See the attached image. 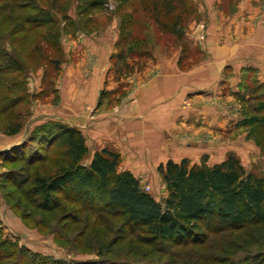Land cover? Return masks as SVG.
Wrapping results in <instances>:
<instances>
[{"label":"trees","instance_id":"trees-1","mask_svg":"<svg viewBox=\"0 0 264 264\" xmlns=\"http://www.w3.org/2000/svg\"><path fill=\"white\" fill-rule=\"evenodd\" d=\"M134 1L117 0L116 4V11L132 6L130 12L119 16V35L115 43L117 50L112 56L117 77L126 72L131 73L134 66L140 68L152 56V48L148 45L149 35L144 30L136 32L133 27L137 23L135 13L138 10L145 13L142 15L144 19H151L155 23L159 32L170 34L176 40L182 37L187 16L195 12L192 0ZM103 3L104 0H84L82 8H77V17L91 9H99ZM67 17L71 23L73 17L70 14ZM51 20L54 21L49 14L24 16L23 25L14 30L12 35L13 47L15 42L21 43L22 38L33 31V27L50 25L53 23ZM79 30L83 29L69 28L68 33ZM66 31L48 28L43 35L44 43L54 47L58 58L63 49L59 37ZM6 39L0 36V48L5 49L4 52L0 50V85L3 83L5 90L15 92V96L0 107V112L14 113L13 116L9 115L14 120L10 118L3 124L1 132L12 135L23 127L25 112H13V109L28 98L22 80L10 81L12 72L23 70V63L15 56L13 48L7 50ZM121 44L123 46L119 48ZM130 57L131 60H128ZM50 63H55L54 67H57V59H50ZM47 81L51 84L52 78L48 77ZM36 146L44 150L61 147L65 159L63 162L54 160L56 167L52 172L42 171L39 164L30 176L23 178V184L17 181L19 185H24L20 192L31 204L42 211L51 212L67 201L76 203L79 209L86 211L89 216L94 215L96 220L105 215L118 218L120 223L117 229L124 228L129 233L141 235L140 241L150 251L163 254L170 252L176 258L187 254L192 260L186 264H225L229 258H225L227 253L222 247L208 248L215 236L247 227H264V175L246 170L231 152L213 164H207L205 156L198 163H190L187 158L160 163L157 171L167 191L160 202L141 188L139 180L131 172L118 170L120 155L115 150L108 147L97 149L91 154L88 164H84L82 160L89 150L83 134L77 127L61 121L47 120L33 126L23 141L11 148L12 152L0 155L4 160L18 161L22 159L26 148V153L30 155ZM49 157L51 154L36 153L27 162L43 163ZM25 185L29 186L26 188ZM204 248L211 252L205 254ZM53 263L51 258L0 240V264ZM105 263L111 262L106 260Z\"/></svg>","mask_w":264,"mask_h":264},{"label":"crops","instance_id":"crops-1","mask_svg":"<svg viewBox=\"0 0 264 264\" xmlns=\"http://www.w3.org/2000/svg\"><path fill=\"white\" fill-rule=\"evenodd\" d=\"M196 1L201 17L192 37L202 35L199 25L206 27L200 45L192 40L201 55L195 61L180 59L179 45L154 47L140 69L116 78V29L63 33L67 57L55 86L58 100L54 106L45 96L43 110L38 105L30 112L33 123L57 120L77 127L91 153L115 150L118 170L139 181L154 177L169 159L198 163L196 149L234 147L213 141V134L233 132L237 116L246 112L243 105L258 96L250 87L264 88V0H239L233 12L219 8L222 0ZM108 91L112 107L106 110L100 98ZM24 136V130L0 133V151Z\"/></svg>","mask_w":264,"mask_h":264},{"label":"rangeland","instance_id":"rangeland-1","mask_svg":"<svg viewBox=\"0 0 264 264\" xmlns=\"http://www.w3.org/2000/svg\"><path fill=\"white\" fill-rule=\"evenodd\" d=\"M83 1L0 0V36L7 37L5 47L8 51L13 48L16 53L15 56L23 63V70L12 72L10 81L22 80V85L25 87L28 98L17 104L13 109V112L25 111L23 112V127L21 128V131H25L24 138L33 126L42 123H33L34 119H32V113L30 115V112L38 111V105L43 110L45 96H50L49 101L54 106H56L58 100L55 86L58 83L57 80L62 71V65L66 62L67 55L62 49L58 58L54 47L47 46L44 43L43 35L48 28H53L57 31L67 30L65 33H68L69 28L70 30L83 29L85 31L105 29L112 31V29H116L118 39L119 16L126 11L128 13L132 10V6L128 5L125 10L116 11L117 0H104L103 5L99 9H91L77 17V8H82ZM238 1L224 0L223 4L219 5V8L225 12H233ZM192 2L195 12L187 16L183 25L185 30L182 31L180 40H176L170 34L159 32L151 19L143 18L142 15L145 13L143 14L140 10L135 13L137 23L133 27L136 28V32L144 30V33L149 35L148 45L152 49L154 47L169 48L179 45L182 51L180 59L198 60L201 55L196 52L197 47H191L192 40L196 39L191 34L193 33V27L200 23L201 13L198 12L197 1L192 0ZM133 7L137 8L135 5ZM33 13H36L38 17L39 14H45V16L49 14L54 21L51 20L53 23L50 25H41V28L33 27V31L22 38L21 43H18L20 41L15 42V47H13L11 38L14 30L23 25L24 16ZM68 14L73 17L71 23L70 18H66ZM145 16L147 17V15ZM205 27L204 23L199 25L198 29H200L202 35L199 34L197 41L201 42L204 40ZM61 38L62 35L59 37L62 46ZM199 41L197 43L200 45ZM199 45L197 44L196 46ZM121 46L123 45L121 44L119 48ZM0 50L4 52L5 49L0 48ZM52 58L54 60L57 59V67H54L55 63L53 65L50 63ZM131 58L127 59L131 60ZM134 67L132 72L140 69L136 68V66ZM121 73L123 74L124 71H121ZM131 73L126 72L123 77L129 76ZM48 77L52 78L51 84L47 81ZM114 77L119 78L116 72ZM0 87L1 107L6 101L15 96V92L6 91L3 83ZM252 87L258 96L251 103L243 105L246 108V112H242L241 115L237 116L241 117L234 126L235 130L226 134L224 132L219 134L214 132L213 134V141H223V144L234 145V147H226V145L225 148L196 149V157L201 159L202 156H205L207 162H214L222 156L224 158L227 153L231 152L239 158L246 170L264 175V93H262L264 88H261V86L256 88V85H252L250 88ZM104 93L107 94H103L100 99L101 103L106 105V110H108L112 107V91ZM103 108L102 105L101 110ZM13 114L8 111L0 112V133H2L3 124L10 118L13 119L10 117ZM218 142H214V144H218ZM11 148L0 151V154L12 152ZM37 148L32 149L33 152L30 155L26 153V148L22 159L18 161L4 160L0 155V240L12 243L15 247L26 248L36 254L51 258L55 262L53 264H83L85 262L86 264H106V260L111 262L110 264H161L167 260L170 262L168 264H186L191 262L192 259L187 254L185 257L176 258L170 252L163 254L154 250L150 251L149 247L140 241L141 235L129 233L124 228L117 229L116 226L120 223L118 218L105 215L96 220L94 215L89 216L86 211L79 209L76 203L67 201L62 202L57 209L51 212L42 211L34 204H31L20 192V189L24 186H21L24 183V181L22 182L23 178L30 176L39 164H41L39 166H41L42 171L52 172L56 167L54 160L63 162L65 159L62 154L63 148L61 147L45 150L42 147ZM35 149L37 150L35 151ZM203 151L206 152L205 155ZM36 153L46 154L47 156L51 154V157L43 163H28L27 160L33 159ZM91 154L89 151L86 157L83 158L82 162L84 164H88ZM19 180L22 182L20 185L17 183ZM139 183L141 188L149 192L157 201L161 202L166 196L165 183L158 171L154 177L149 176L139 181ZM28 186L25 185L26 188ZM263 237L264 227H247L239 231H229L223 236H215L208 248L222 247L223 251L227 253L225 258H229V262L227 261L225 264H264ZM176 249L180 250L179 248ZM205 249V254L211 252ZM232 259L234 260L232 261Z\"/></svg>","mask_w":264,"mask_h":264}]
</instances>
